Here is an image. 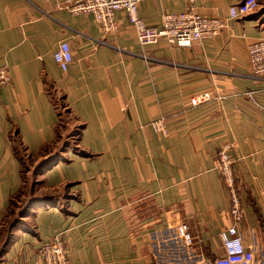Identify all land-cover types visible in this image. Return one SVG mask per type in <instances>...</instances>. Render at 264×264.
Instances as JSON below:
<instances>
[{"label": "crops", "instance_id": "0c3cea01", "mask_svg": "<svg viewBox=\"0 0 264 264\" xmlns=\"http://www.w3.org/2000/svg\"><path fill=\"white\" fill-rule=\"evenodd\" d=\"M72 1L0 0L10 78L0 86V264H36L57 232L65 264H212L232 221L216 168L228 142L238 229L264 264V110L242 94L264 105L247 50L264 37V0L187 47L140 45L122 10L102 33L91 14L64 8ZM239 1L146 0L139 15L148 25L186 9L223 18ZM61 41L73 54L65 71L53 58ZM199 92L211 99L192 106ZM159 117L168 136L151 127Z\"/></svg>", "mask_w": 264, "mask_h": 264}, {"label": "built area", "instance_id": "2783aa9c", "mask_svg": "<svg viewBox=\"0 0 264 264\" xmlns=\"http://www.w3.org/2000/svg\"><path fill=\"white\" fill-rule=\"evenodd\" d=\"M146 0H73L64 8L73 14L88 13L95 19L102 33L113 32L117 29L115 12L122 10L128 23L134 28L138 43L142 46L154 45L165 41L176 47H187L206 37L218 34L229 20L239 18L255 10L257 0H241L227 9L223 18L208 16L186 9L175 13H165L156 25H148L139 15V4ZM103 43L102 40H99ZM250 75L264 79V37L248 44ZM53 58L60 70L65 71L73 60L72 50L67 41H61L53 53ZM9 74L4 67H0V86L9 84ZM253 90L244 91L245 98L264 110V105L257 102ZM211 99L208 92H199L189 98L192 106L200 105ZM153 131L162 136H168L164 118L159 117L151 121ZM234 142H228L216 152V168L221 182L226 189L230 200L231 224L220 231L224 252L214 259L212 264H253L254 254L251 248L246 247L238 229L242 219L239 195L235 188L233 176L234 159L231 155ZM64 233L57 232L54 236L40 243L37 249L36 264H65L68 247L64 240ZM177 234L186 244L192 242V236L184 224L177 226Z\"/></svg>", "mask_w": 264, "mask_h": 264}, {"label": "rangeland", "instance_id": "374dc122", "mask_svg": "<svg viewBox=\"0 0 264 264\" xmlns=\"http://www.w3.org/2000/svg\"><path fill=\"white\" fill-rule=\"evenodd\" d=\"M26 164H27L29 167L33 165L32 161H27ZM34 187L36 188V187H40V186H37L36 184H34ZM22 203H23V202H22ZM16 204L19 205L18 202L15 203V205H16ZM21 206H23V205L21 204ZM14 210H15V207L13 206V207L11 208V212H15Z\"/></svg>", "mask_w": 264, "mask_h": 264}, {"label": "trees", "instance_id": "16d2710c", "mask_svg": "<svg viewBox=\"0 0 264 264\" xmlns=\"http://www.w3.org/2000/svg\"><path fill=\"white\" fill-rule=\"evenodd\" d=\"M50 162H51L50 160L44 161L43 163L40 164L39 167H44L45 165L49 164ZM10 227H14V226L10 225Z\"/></svg>", "mask_w": 264, "mask_h": 264}]
</instances>
